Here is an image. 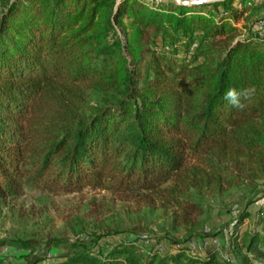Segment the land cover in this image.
Returning <instances> with one entry per match:
<instances>
[{"label":"trees","instance_id":"obj_1","mask_svg":"<svg viewBox=\"0 0 264 264\" xmlns=\"http://www.w3.org/2000/svg\"><path fill=\"white\" fill-rule=\"evenodd\" d=\"M234 1L0 0V199L20 197L23 178L51 192L92 187L188 225L204 214L191 192H237L233 264H264V206L238 234L264 199V37L240 39L230 21L246 9ZM70 249L64 264H221L215 252L129 246L103 262Z\"/></svg>","mask_w":264,"mask_h":264},{"label":"rangeland","instance_id":"obj_2","mask_svg":"<svg viewBox=\"0 0 264 264\" xmlns=\"http://www.w3.org/2000/svg\"><path fill=\"white\" fill-rule=\"evenodd\" d=\"M144 1L160 7L182 5L179 0ZM211 1L205 5L218 3ZM240 1L235 0L234 6L246 9V13L230 24L239 29L240 39H260L258 28L264 23V0H248L245 6ZM217 11L223 12V8ZM20 192L18 198L0 199L2 264H30L36 259H40L36 264H64L72 257L73 245L90 249V254L103 262H112L114 250L129 246L142 257L154 253L162 257L184 250L188 256L205 260L215 252L221 264H233L237 258L230 253V245L234 241L232 222L243 210L239 206L241 193L217 198L191 192L186 198L200 204L204 214L197 222L186 225L172 210L111 190L85 187L70 194L51 192L43 181L34 183L23 178ZM263 206L264 199L250 207L251 218L244 221L240 236L255 228ZM27 247H33L34 253Z\"/></svg>","mask_w":264,"mask_h":264},{"label":"water","instance_id":"obj_3","mask_svg":"<svg viewBox=\"0 0 264 264\" xmlns=\"http://www.w3.org/2000/svg\"><path fill=\"white\" fill-rule=\"evenodd\" d=\"M182 5H199L209 3L210 0H195L191 2H187L186 0H179ZM219 2L218 0H212L211 3Z\"/></svg>","mask_w":264,"mask_h":264},{"label":"built area","instance_id":"obj_4","mask_svg":"<svg viewBox=\"0 0 264 264\" xmlns=\"http://www.w3.org/2000/svg\"><path fill=\"white\" fill-rule=\"evenodd\" d=\"M259 1H262V0H251L252 3L259 2ZM259 26L260 27L258 28V34L260 35L261 38H263L264 35L262 34V32L264 31V23H260ZM193 48H196V45Z\"/></svg>","mask_w":264,"mask_h":264},{"label":"clouds","instance_id":"obj_5","mask_svg":"<svg viewBox=\"0 0 264 264\" xmlns=\"http://www.w3.org/2000/svg\"><path fill=\"white\" fill-rule=\"evenodd\" d=\"M235 92L234 91H229L227 94H226V99H230L234 104L236 103V100H235Z\"/></svg>","mask_w":264,"mask_h":264},{"label":"bare ground","instance_id":"obj_6","mask_svg":"<svg viewBox=\"0 0 264 264\" xmlns=\"http://www.w3.org/2000/svg\"><path fill=\"white\" fill-rule=\"evenodd\" d=\"M218 1H222V0H218Z\"/></svg>","mask_w":264,"mask_h":264}]
</instances>
